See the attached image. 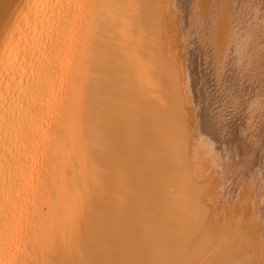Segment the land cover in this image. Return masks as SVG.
<instances>
[{
  "label": "bare ground",
  "instance_id": "obj_1",
  "mask_svg": "<svg viewBox=\"0 0 264 264\" xmlns=\"http://www.w3.org/2000/svg\"><path fill=\"white\" fill-rule=\"evenodd\" d=\"M261 1L0 0V264H258L229 151Z\"/></svg>",
  "mask_w": 264,
  "mask_h": 264
},
{
  "label": "rangeland",
  "instance_id": "obj_2",
  "mask_svg": "<svg viewBox=\"0 0 264 264\" xmlns=\"http://www.w3.org/2000/svg\"><path fill=\"white\" fill-rule=\"evenodd\" d=\"M261 6H264V0L261 1ZM258 12V13H257ZM255 13L256 26L260 35L264 36V14L259 11V7L252 3L248 12L245 15L246 23L239 26V34L248 33L247 29L252 24ZM261 85V84H260ZM254 90V89H253ZM255 91L257 103H253V99L249 98L247 104L249 108H259V114L251 118L249 116L243 119V129L233 138V146L231 152L229 151L232 161L229 165L235 176L236 181L231 182L230 185L239 190L237 192V199L241 201L239 206H242L238 211V218H242L243 214L247 212V206L253 205L254 210L252 214H247L241 221L246 228L245 232L248 234L250 247L254 249V254L258 256V264H264V85L258 86ZM252 95V94H251ZM229 142L232 138H228ZM213 217L225 222L220 217L219 208L216 207L213 212ZM253 255V252H249Z\"/></svg>",
  "mask_w": 264,
  "mask_h": 264
}]
</instances>
